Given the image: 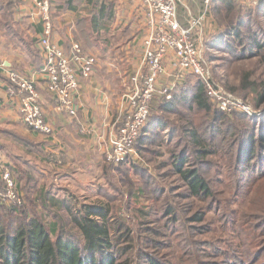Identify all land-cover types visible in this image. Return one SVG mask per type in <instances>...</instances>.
Returning a JSON list of instances; mask_svg holds the SVG:
<instances>
[{"label":"rangeland","instance_id":"obj_1","mask_svg":"<svg viewBox=\"0 0 264 264\" xmlns=\"http://www.w3.org/2000/svg\"><path fill=\"white\" fill-rule=\"evenodd\" d=\"M55 1L53 0V2ZM128 1L103 0L104 3L111 6L110 10L113 9L112 23L115 20L117 8L120 7L119 11H121ZM230 1L234 3L236 12L243 13L244 21L248 26H254L258 28L256 30L264 31V17L261 15H258V18L256 16L245 17L247 10L253 8L246 7L234 0ZM21 2L27 1L0 0V4L4 6V13L0 17V30L3 29L6 33L11 30L13 39H16L13 42L6 40L2 52L3 49L7 50L9 47L15 48L16 46L30 50L35 43L34 38L23 39L26 31L29 30L34 34L35 30L30 25L23 27L19 20L11 15L12 9L17 8ZM212 5L211 3L202 30H198L196 35L203 41L204 60L215 81L228 92L232 88L237 89L235 96L246 101L256 115L250 116L241 112H233L229 118L216 119L217 121L212 123V125L215 123L216 126H213L214 129L210 132V121L213 116L217 117L219 113L216 110V105L212 104L209 99L207 101L212 108L210 115L203 113L196 106V101L191 96L192 92L186 97L180 98L177 87L173 90V93L175 90L178 91L175 93L177 98L174 97L171 100L173 106L175 103L176 111L168 113V115L161 108H168L172 105H163L160 93H158L150 105L148 123L156 120L158 115L159 120L171 128L169 134H163L162 130L150 131L148 137L143 138L145 139V149L141 148L138 139L125 163L128 165L125 166L124 163L117 167L109 165L105 161V152L102 154L97 152L96 155L88 157L85 152L81 153L83 154L80 158L82 164H79L81 168L88 165L89 169H81L75 163V167L65 171L64 169L67 168L65 163L62 167L55 164L51 168L49 167L50 162L46 160L47 165L41 170L48 173L47 175L43 177L37 174L29 176V179L32 180L29 182L26 179L20 180L23 191V196H21L23 206L20 209L22 213L26 214H21L19 217L10 216L8 213H4L5 209L11 210L17 207L2 206L3 209L0 213L3 215L1 223L4 227L7 228L12 220L15 225H19L26 220L37 219L44 224L53 241L59 235H66V237L73 235L74 240L83 246V239L79 237L78 231L71 222L69 209L73 210L77 217L82 206L102 204L104 207H110L115 219L120 220L131 231L130 237L133 239L131 243L127 242L125 233L116 235L119 241L117 247L125 249L128 246V253L125 251L127 254L120 257L119 264H148L147 261L151 258L168 261L171 264H224L222 261H230L227 264H235L238 261L252 263L251 261L253 258L256 259V256L259 260L257 264H264V103L260 106L256 105L259 95L251 85L255 83L258 87L261 85L260 83H264V63L258 58L237 62L234 61L236 58L229 51H220L217 48L218 46L225 48L230 43L235 45L237 37L227 34L231 33L234 28H230L229 22L224 19L225 3L218 6H216L217 4ZM191 17L196 18L197 16ZM219 36L222 37L221 40L214 43V39ZM106 41L110 45L115 42L109 39H100L98 42L105 45ZM260 41H263L262 38ZM84 42L87 48H93L92 41ZM262 43L264 44V42ZM232 48L239 52L242 46L237 44ZM143 55L142 52V59ZM120 57L124 59L121 67H118L111 59L109 60V57L107 60L105 57L99 59L103 66L100 75L98 74L99 79L106 78L109 74L107 65H109L108 70L113 71L111 74H114L115 77L109 79L107 84L112 89L115 80L133 73L134 68L132 67L135 66V57ZM110 64L115 67L112 68ZM169 75L170 73L165 70L161 80L169 79ZM142 78L133 77L130 80V85L126 87L125 91L123 90L124 106L128 94L142 88L144 80ZM168 82L164 84H168ZM196 83L194 77H190L185 85L195 87ZM116 101L117 99H114V103ZM183 118L192 122V129L197 130L202 139L206 143L208 142L207 145L210 146L211 151L215 153L207 158V163L202 164L201 168V174L208 181L213 194L206 201L190 198L185 182L175 173V159L182 158L184 150H189V153L185 151V154H191L192 162L196 159L193 155L195 153L191 145L192 142L176 128L173 130L174 136L171 134L172 127H175L173 125L175 123L178 125ZM148 123L146 127H148ZM118 128L119 125L116 127L113 125L111 133L115 134ZM141 134L144 135V132L142 131ZM249 135L259 141V148L250 160L249 155L241 154L238 149L241 145L244 147L251 145L252 140L247 139ZM107 147L108 145L105 151ZM85 148L87 149V147ZM45 155L50 160L53 153L47 152ZM239 158L242 160L240 165L236 164ZM33 163L37 164L38 162L33 160ZM131 164H135L139 169L132 168ZM77 167L80 171L89 170V175L78 174ZM73 171L74 177H76L74 181L63 177L64 174L71 175ZM38 178L45 190L41 193L42 195L40 194V198L38 186H33ZM14 179H17L15 175ZM168 209L175 210L177 222L171 223V217H167L166 214ZM198 211L203 213L205 221L201 224H193L191 218ZM145 213L150 215L146 221L143 216ZM195 226L202 232H193L191 227ZM149 231H155L158 236H152ZM147 239L151 243H148ZM192 243H197V245ZM251 247L252 249H250ZM255 247H259L260 250L257 251Z\"/></svg>","mask_w":264,"mask_h":264},{"label":"crops","instance_id":"obj_2","mask_svg":"<svg viewBox=\"0 0 264 264\" xmlns=\"http://www.w3.org/2000/svg\"><path fill=\"white\" fill-rule=\"evenodd\" d=\"M53 3L51 12L52 41L58 44L66 54H70L74 43H79L86 55L97 59V66L89 79L80 82L77 95L78 117L71 119L58 109L55 99L47 91L46 81L42 76L44 57L38 47L42 27L37 10L29 1L21 2L17 8L12 9V17L17 18L23 27L30 25L35 30L34 34L29 30L24 33L23 39L34 38L35 43L30 50L16 46L15 48L9 47L7 50L3 49V52L2 47L5 41L13 42L16 39H13L11 30L9 33L3 29L0 30V189L4 187L2 174L5 170H9L13 177L14 175L17 177L15 180L18 189L20 187L21 196H23V191L20 180L26 179L29 182L32 181L29 176L37 174L43 177L47 175L48 173L46 174L44 170H41L46 167V160L50 162L49 167L51 168L55 164L62 167L65 163L67 168L64 170L66 171L75 167V163L81 168L79 164H82L80 158L83 154L81 153L85 152L87 157L96 155L97 152L104 153L109 137L112 135L111 127L121 120L124 109L123 92L130 85V80L133 77L139 76L144 79L147 75V69L142 63V52L144 40L150 32V25L147 12L140 0H129L128 3L124 4L121 11L118 7L115 20L110 24L107 21L111 6L104 3L103 0L98 2L92 0H56ZM204 7V0H179L178 17L180 23L186 26L189 18L199 16ZM3 10L4 6L0 4V17L4 13ZM105 10L107 14H105ZM100 39H109L115 42L110 45L106 41V44L103 45V43L98 42ZM84 41H92L93 48H87ZM120 56L135 57V66L132 67L134 68L133 73L131 72L127 76L124 73L125 76L117 78L112 89L107 84L108 80L115 76L111 74L112 70H108L109 65L106 66L109 73L107 77L99 79L98 74L100 75V71L103 70L99 59L105 57L107 60L109 57V60L111 59L118 67H121L124 59ZM125 58L128 59V57ZM172 61L173 55L170 53L164 60L166 71L170 74L173 72ZM110 66L115 67L113 64ZM11 71H16L24 77L35 78L42 97L46 121L54 128L52 137L34 133L21 122L18 103L11 101L7 96L8 75ZM189 78L180 83L177 89L183 88ZM171 79V77L164 79V82L161 80L160 85H164ZM160 98L163 99L162 96ZM114 99H117L116 103H114ZM170 108L161 109L168 114L171 113L168 112ZM167 109L169 110L167 111ZM156 118L152 123H148V127L144 128L142 140L149 135L150 131L162 130L163 134H169L171 128L165 122L160 121L158 115ZM173 126L176 127L177 123ZM175 127H172V131ZM145 147L141 148L145 149ZM47 152L53 153L50 160L45 157ZM87 159L91 160L90 158ZM33 160L38 163L34 164ZM78 167L76 168L78 174L89 175V170L80 171ZM84 168L89 169V166L84 165ZM74 175L73 171L71 175L64 174L62 176L74 181L76 178ZM33 186H38L40 198V194L45 191L43 185L41 186V180L39 178L35 180Z\"/></svg>","mask_w":264,"mask_h":264},{"label":"built area","instance_id":"obj_3","mask_svg":"<svg viewBox=\"0 0 264 264\" xmlns=\"http://www.w3.org/2000/svg\"><path fill=\"white\" fill-rule=\"evenodd\" d=\"M31 2L37 10L42 32L38 47L44 57L42 76L47 91L53 96L58 109L71 119L78 117L77 95L80 82L89 79L97 66V59L86 55L80 44L74 43L70 54L51 39L53 32V0H22ZM246 7L257 6L260 0H235ZM147 12L150 32L145 38L143 64L147 75L142 88L136 89L126 97L127 102L115 134L108 140L104 153L105 161L115 167L125 163L132 152L142 130L150 118V105L158 95L171 101L173 90L188 77H194L203 83L205 93L216 108L225 113L241 112L256 115L255 111L241 98L226 91L212 75L203 55L202 40L197 31L202 30L212 0H204L205 8L196 18L190 17L186 26L178 19V0H140ZM200 30V31H201ZM173 55L172 79L168 84L160 85L165 73L164 60ZM7 96L19 105L21 122L30 131L46 137L54 135V128L46 121L42 97L35 78L24 77L16 71L8 75ZM137 80V79H135ZM159 94V95H160ZM4 187L0 189V206H23L17 182L9 170L2 174Z\"/></svg>","mask_w":264,"mask_h":264},{"label":"trees","instance_id":"obj_4","mask_svg":"<svg viewBox=\"0 0 264 264\" xmlns=\"http://www.w3.org/2000/svg\"><path fill=\"white\" fill-rule=\"evenodd\" d=\"M223 2L226 5V14L224 15V19H227L230 28H234H232L233 30L231 33L227 34L232 37L235 35L237 37V42L235 45L230 43L229 45H226L225 48L222 46H218L217 48L220 51H229L230 54L236 58L234 61L237 62H239V60H246L249 58H258L262 63H264V44L262 43L264 42V31L260 29L256 30L258 28H255L254 26H248V24L244 21L245 18L243 13L236 12V10H234V3L232 1L212 0V4H217L216 6L221 5ZM104 12L107 14L106 10ZM100 15H102V12H100ZM258 15L264 17V0H260L257 6L253 7V9H248L245 17L250 16L251 18L256 16V18H258ZM113 16V9L110 10L109 8V18L107 23H112ZM244 28L245 31H243ZM221 38V36L215 38L214 43L219 41V39L221 40ZM261 38L263 41H260ZM237 44L242 46V49L239 52L234 51L232 48ZM194 79L197 81L195 87H189L185 85L183 88L177 89L180 92V98L186 97V95L192 92L191 96H193L194 101H196V106H198L200 111L203 113L210 115L212 108L209 101H207L208 98L206 96L203 83L197 78ZM260 84L261 85H258V87L255 85V83L251 84L253 86V90H255L259 95V99L256 102L257 106H260L264 103V83ZM194 88L196 89L192 91ZM178 91L175 90L173 93V99L174 97L177 98L175 93ZM229 92L235 95L237 89L232 88ZM162 102L163 105H172L171 101L162 99ZM174 106L172 105L171 110L167 111L171 113L176 111ZM216 110L219 114L217 117H212L210 121V132L216 126L215 123L212 125L213 122L217 121L216 119H223L224 117L229 118L233 114L222 112L217 108ZM175 128L176 130L181 131V134H183L186 139H189L192 142L191 145L194 148L195 153L193 155L196 157L194 162H192L191 154L188 155L189 150H184L182 158L178 157L175 159V173L179 175L180 178H182V180L185 182V186L188 188L190 198L206 201L207 199H210L213 194L209 188L208 181L201 174V168L203 166L202 164L207 163V158L215 155V153L211 151L210 146L207 145L208 142L206 143L202 139L197 130L192 129V122H189V119L183 118ZM142 131L144 132V130ZM171 134L174 136L173 131ZM142 136L144 135L141 134L139 137L140 146L144 147L145 139L142 140ZM247 139L252 140L251 145H248V147L241 145L238 147V149L241 154L246 153L249 155L250 160L256 153V150L259 148V141H257L258 139L251 135H249ZM208 141L212 144L211 140L208 139ZM137 142L138 140L136 143ZM185 151L188 152L186 153L187 155L185 154ZM125 163L124 166L128 165ZM241 163L242 160L239 158L236 164L240 165ZM131 167L139 169V167L135 164H131ZM2 209V206H0V211H2ZM11 210L5 209L4 213H8V215L13 217H19L21 214L25 213H22L20 208H14ZM80 211V214L76 217L74 211L69 209L71 222L78 231L79 237H82L83 246H80L78 241L74 240L75 237L73 235L67 237L66 235H59L53 241L44 224L39 222L37 219H31L30 221L26 220L23 224L19 225H15L13 222L14 220H12L6 228V226L4 227L1 223L3 215L0 213V264H119L118 262L120 257L123 254L128 253V246L125 247V249L117 247L119 246V241L117 240L116 235L122 234V232L125 233V236L128 240L127 242L131 243L133 239L130 237V229L126 228V226L123 225L120 220L117 218V220L115 219L111 213L112 211L110 207H104L102 204L95 206H82ZM166 214L167 217H171V223L177 222L178 218L175 215V210L168 209ZM143 216L145 217L146 221L150 215L149 213H145ZM204 221V215L200 211L197 213L195 212L194 216L191 218V223L193 224H201ZM191 228L193 232H202L201 229H198L196 226ZM149 234H152V236H158L155 231H149ZM147 241L148 243H151L149 242V239H147ZM192 244L197 245V243ZM250 249H252V247ZM255 249H257V251L260 250L259 247H255ZM125 251H127V253ZM257 258L258 256H256V259L253 258L251 261L252 263L238 261L235 264H257L259 261ZM228 262L230 261H222L224 264H227ZM147 263L171 264L168 261L164 262L161 259L156 260L153 258L147 261Z\"/></svg>","mask_w":264,"mask_h":264}]
</instances>
